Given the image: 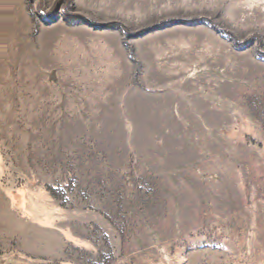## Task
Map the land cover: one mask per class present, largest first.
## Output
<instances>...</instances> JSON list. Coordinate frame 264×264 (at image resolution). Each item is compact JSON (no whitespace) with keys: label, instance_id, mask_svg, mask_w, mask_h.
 <instances>
[{"label":"rangeland","instance_id":"obj_1","mask_svg":"<svg viewBox=\"0 0 264 264\" xmlns=\"http://www.w3.org/2000/svg\"><path fill=\"white\" fill-rule=\"evenodd\" d=\"M0 264H264V0H0Z\"/></svg>","mask_w":264,"mask_h":264}]
</instances>
